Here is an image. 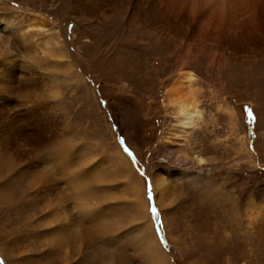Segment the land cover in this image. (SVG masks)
Returning <instances> with one entry per match:
<instances>
[{
    "label": "rangeland",
    "instance_id": "rangeland-1",
    "mask_svg": "<svg viewBox=\"0 0 264 264\" xmlns=\"http://www.w3.org/2000/svg\"><path fill=\"white\" fill-rule=\"evenodd\" d=\"M84 1L0 0V14L39 23L12 62L37 72L49 136L21 160L0 152V264H264V0L253 34L220 45L195 21L155 29L133 4ZM1 28L0 40L20 34ZM184 70L199 115L171 141L166 93ZM11 101L5 114L24 107ZM12 135L0 146L24 145ZM60 143L86 182L51 161ZM151 235L163 263L145 253Z\"/></svg>",
    "mask_w": 264,
    "mask_h": 264
},
{
    "label": "bare ground",
    "instance_id": "bare-ground-1",
    "mask_svg": "<svg viewBox=\"0 0 264 264\" xmlns=\"http://www.w3.org/2000/svg\"><path fill=\"white\" fill-rule=\"evenodd\" d=\"M98 1L99 0H85L83 3L82 2L80 3L86 6L94 5L96 8L97 6L96 3H98ZM115 1L118 2L119 0H115ZM120 1L121 2L123 1V3L128 6H131L133 4L134 7L138 9L142 15L147 17V19L150 22L149 23L150 26H154L155 29H157L160 25L163 26L162 20L165 22L164 26L167 27V30L168 29L172 30V28L176 29L174 25L179 20V21L187 22L188 25L186 26H183L185 24L183 25L180 24L182 25L180 26L179 23L178 25L179 27H183L184 32H189V30L191 29V24L195 21V23L197 22L200 25L199 34L204 37L205 36L207 37V35L209 36L213 35L214 41L216 43H219L218 41L220 40H224L227 42L233 41V40L239 41L240 39L246 36L248 37L249 34L250 35L253 34L252 33L254 32L253 28H256L255 24H257V12H256V8H255V4L253 0H153L151 4H148L149 3L148 0H137L140 4L144 5V7H140V8H138V5L135 2V0H120ZM165 17L170 18V19L172 17L174 18V20L172 21V25H170V23L166 24L167 21ZM18 18L19 16L13 17L10 14L8 15L0 14V27H2L1 29H4L3 27H5V29H8L11 27L10 29H8V31H10L9 34L14 33L12 31L14 30L15 27H16V30L20 31L19 32L20 34L15 35L14 38L9 37V39L0 40V47H2L6 53V56L0 57V107H3L4 104L10 106V103H12L11 100L18 98V95L20 97V102L22 105H24V107L21 110L14 111L11 113H9L10 111L9 110L7 114H5L3 111L0 110V133H2L3 135L7 134L8 136H13L12 134H15L14 136L18 138L19 141H21L20 139L23 140L24 145L15 146L16 145L15 144L14 146H12L11 142H6V145H5L4 141L1 140L2 143L4 144L0 146V152L3 154L5 150H21V152H18V151L12 152L13 155L17 156V159H20L22 156V153H24L25 150H28V149L34 150L36 145L42 146L39 149L41 148L48 149L49 148L48 147L49 136L48 134H46V131H45V129L47 128L45 125V121L48 115L46 116V113H44L45 110L43 111L41 109L39 110L40 111V113H38L39 115H37L36 114L37 109L35 108V106H33L34 99H39L43 95V92L40 93L41 89L35 86V83H38L37 82L38 74L33 69V67H31V64L29 61L24 62L23 64H20V66L18 65L19 67L17 66L15 69H13L14 63L12 62L13 51L16 49V47H19V48L25 47L26 41H29L28 32L31 29H37L39 27V23L34 18L31 20L30 17H26L24 19H21V18L18 19ZM187 19H190V20H187ZM159 28H162V27H159ZM22 37H25V38L23 39ZM208 39H210V37ZM214 41L212 42L214 43ZM46 43L48 45L49 52L51 51V48L53 49L52 45H54V48L57 47V42L49 43V38L46 39ZM126 50L124 53H126ZM106 52L107 54H109L108 51ZM147 73L145 72L143 75L140 74L143 76L142 79L144 81H146L145 76ZM190 75L191 74L189 70L182 71V73L173 82L172 86H170V89H168L166 93V99H167L166 102L170 106V109L174 115V120H175V123L173 124V129H172L173 132L170 133L171 137H168V140H171V141H173V139L176 140L175 137H178L179 134L180 135L183 134L180 132L184 130V126L186 125L190 126V124L194 122V119L199 115V110L196 108V105L193 103L192 95L189 96V94H187L188 85L187 83L183 81L185 78L189 79ZM14 79L16 82H14ZM4 122L5 124H3ZM53 131L54 133L57 132V131L55 132V130ZM39 134H41V137L38 140L37 136ZM7 144H10L11 147L8 148ZM64 144L65 143H60L57 146L53 144L50 145L51 146V150H50L51 161H53L56 164V166H58L59 171L61 172H65V171L79 172L77 175L78 179L79 181L84 182L85 181L84 178L86 176L82 172V170L80 168L78 170V168L74 166L70 167L67 164L66 156H65V149H67V147H66V144L65 145ZM35 152H36V149H35ZM184 159L186 160V158ZM26 166L25 168H27ZM21 168H24V167H21ZM34 170L32 169L29 170L28 174L30 178H34L35 180H37V183L38 181L41 182V180L47 177L48 171L47 170L45 171L44 168L41 167L40 169L36 171ZM74 176H76V174H74ZM48 177L52 178L51 176H48ZM41 183H39V185H41ZM32 185L35 186L34 182ZM153 188L160 189V184L153 182ZM37 191L39 195L40 194L42 195V193H40L38 189ZM92 218H95V217H92ZM105 219L106 220H103V221L102 220L98 221L97 219L93 220L95 222L93 223V225H97L98 223L108 221V220L110 222L115 221L114 217H110V219H107V218ZM144 249H145V253L148 256V258L150 257L155 262L158 261V263H163V261H165L163 259L165 255L164 253L162 254L161 249L156 239L152 235L150 237H147V240L146 239L144 240Z\"/></svg>",
    "mask_w": 264,
    "mask_h": 264
},
{
    "label": "snow or ice",
    "instance_id": "snow-or-ice-1",
    "mask_svg": "<svg viewBox=\"0 0 264 264\" xmlns=\"http://www.w3.org/2000/svg\"><path fill=\"white\" fill-rule=\"evenodd\" d=\"M248 114L249 116H251V110H248ZM121 143L123 144V140H121ZM125 152H128L129 155H132L131 152H129V150L127 148L124 149ZM148 199L151 200L152 199V193H151V188L149 187L148 189ZM151 213L155 216L157 213V209L155 207H152L150 209Z\"/></svg>",
    "mask_w": 264,
    "mask_h": 264
}]
</instances>
